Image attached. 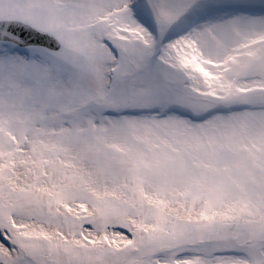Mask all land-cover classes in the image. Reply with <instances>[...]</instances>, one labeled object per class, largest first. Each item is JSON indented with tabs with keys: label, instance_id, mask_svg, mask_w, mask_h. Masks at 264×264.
<instances>
[{
	"label": "snow or ice",
	"instance_id": "1",
	"mask_svg": "<svg viewBox=\"0 0 264 264\" xmlns=\"http://www.w3.org/2000/svg\"><path fill=\"white\" fill-rule=\"evenodd\" d=\"M0 264H264V0H0Z\"/></svg>",
	"mask_w": 264,
	"mask_h": 264
}]
</instances>
